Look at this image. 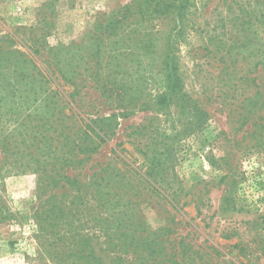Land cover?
<instances>
[{
    "label": "rangeland",
    "instance_id": "1",
    "mask_svg": "<svg viewBox=\"0 0 264 264\" xmlns=\"http://www.w3.org/2000/svg\"><path fill=\"white\" fill-rule=\"evenodd\" d=\"M128 1L0 0V264H55L58 247L67 250L57 245L59 237L73 245L82 233L92 237L95 256L114 264L121 253L107 246L87 214L92 206L78 198L82 185L62 176L83 183L106 163L124 169V161L151 172L159 189L178 202L174 210L156 193L146 197L139 205L146 225L169 224L172 237L200 244L209 253L201 264H264V120L252 129L257 114L246 124L228 115L206 53L228 41L236 22L250 20L241 36L248 46L233 58L253 69L264 47V0L196 2L177 49L181 93L170 104L161 97L163 70L146 62L122 81L118 74L111 94L76 92L66 77H84L87 59L80 56L88 48L61 57L60 64L70 67L63 77L52 70V51L80 43L102 13ZM71 66L80 72L74 78ZM48 78L61 94L53 82L39 87ZM71 97L83 105L71 110L65 104ZM224 102L236 103V97ZM127 177L140 190L136 174ZM53 178L61 179L55 184ZM59 207L64 221L54 213Z\"/></svg>",
    "mask_w": 264,
    "mask_h": 264
},
{
    "label": "trees",
    "instance_id": "2",
    "mask_svg": "<svg viewBox=\"0 0 264 264\" xmlns=\"http://www.w3.org/2000/svg\"><path fill=\"white\" fill-rule=\"evenodd\" d=\"M197 1L129 0L117 5L109 12L101 14L94 25L95 30L85 33L80 38V43L72 42L69 46L64 45L52 51L50 57L56 58L52 70L60 73L62 77L65 73L69 74V64H60L61 57L77 54L81 45H84L88 50L80 57L87 59L82 66L85 75L80 80L74 78L80 73L74 70L76 66L74 65L71 66L76 73L72 77L74 79L66 77L67 80L74 86L76 92L93 89L98 94H111L115 89L118 74L121 75L118 81H122L125 74H131L134 69L137 71L140 64L146 62L148 66L163 70L166 84L161 97L170 104L171 101L178 100L181 93L177 49L184 39V27L189 21L190 9ZM262 18L261 24L264 25V14ZM249 21L236 22L230 31L228 41H219L214 49H206V53L213 62L212 67L215 70L213 76L219 80L216 82L220 85L216 89L219 93L217 96L221 98L223 106L227 107L225 109L228 115L230 114V117L240 115L238 119L242 120V124H246L250 119L252 120L251 115L257 114L250 122L253 129L255 125L263 126L264 120V80L261 82V73L264 75V47L260 49L261 58L256 61L253 69L237 66L235 63L238 59L233 58L236 52H241L237 49L248 46L250 40L244 42L241 36L250 28V26L244 27L245 23H250ZM23 61L25 62L26 59ZM37 69V73H45L43 69ZM231 74L234 76L233 79L241 80L242 84L239 85L237 81L231 80ZM52 82L54 83L53 79L48 78L39 87H49L48 84ZM29 84L33 86L34 82L30 81ZM53 90L58 94L62 92L56 82ZM228 97L232 99L236 97V103L226 104L224 101ZM76 102L78 103L75 104L72 97L69 101L65 99V104L69 105L71 110L83 105L80 99ZM87 125L93 128L92 125ZM72 141L69 140L71 144ZM80 153L83 151L80 150ZM84 159L85 157L82 156L79 161ZM123 163L124 169L106 163L83 183L68 174L62 176L66 180H72L74 185H82L84 194L79 195L78 198L92 206L86 209L87 214H90L91 219L97 223L107 246L121 253L113 258V263L201 264L205 261L204 254L209 253L201 250L200 244L195 246L194 243L185 241V236L172 237L171 225L166 224L157 228L146 225L139 209L140 203L146 197L150 201L151 196L156 193L157 197L163 199L164 203L174 210H178V202L175 195L159 189L151 172L148 170L141 172L140 168L134 167L127 161ZM130 171L136 174L137 181L134 186L140 187V190L132 188L129 177L126 178ZM115 177L118 179L116 180ZM60 179L53 178L51 181L58 184ZM122 187L126 188V192L120 195L118 190ZM54 213L62 221L65 220L66 214L60 207ZM59 238L57 245L65 246L63 249L67 250H60L58 247L53 254L55 264H105L102 257L94 255L93 239L88 233L80 234L78 240L72 238L73 245H66L63 236Z\"/></svg>",
    "mask_w": 264,
    "mask_h": 264
}]
</instances>
